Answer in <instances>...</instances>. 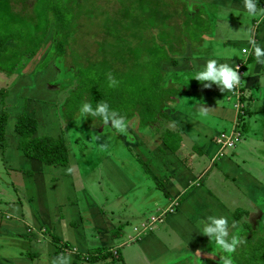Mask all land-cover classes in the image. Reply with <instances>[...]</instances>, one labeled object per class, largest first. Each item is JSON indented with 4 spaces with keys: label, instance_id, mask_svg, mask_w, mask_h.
<instances>
[{
    "label": "crops",
    "instance_id": "crops-1",
    "mask_svg": "<svg viewBox=\"0 0 264 264\" xmlns=\"http://www.w3.org/2000/svg\"><path fill=\"white\" fill-rule=\"evenodd\" d=\"M170 2L164 32L174 51L161 61L168 76L154 96L155 114L143 119L140 105L127 110L128 132L119 135L135 161L94 151L85 160L76 156L72 168L69 153L66 165L28 154L15 130L18 114L35 119L31 138H64L61 119L72 93L53 87L55 67L39 59L48 37L34 56L18 57L10 69L0 65V264H52L61 254L71 258L66 264H173L197 252L211 258L222 250L201 233V220L226 217L231 235L233 221L241 229L264 211V65L250 43L264 49V17L250 16L244 0ZM256 3L264 7V0ZM8 46L15 49L12 39ZM209 59L239 66L234 91L194 79ZM237 132L234 147L216 143L220 133ZM143 224L150 227L137 233Z\"/></svg>",
    "mask_w": 264,
    "mask_h": 264
},
{
    "label": "trees",
    "instance_id": "trees-1",
    "mask_svg": "<svg viewBox=\"0 0 264 264\" xmlns=\"http://www.w3.org/2000/svg\"><path fill=\"white\" fill-rule=\"evenodd\" d=\"M115 2L123 5L122 8L117 9L118 11L116 10L117 17H109L108 15L110 13L105 9L99 12L101 10L100 5L95 0H0V65L7 66L10 69L16 64L18 57L22 55L25 57L34 56L38 52V48L48 37L50 31L56 37L54 49L58 56H65L68 50L67 47L71 49L70 52L68 51L69 55L70 53H74L72 50L74 44L72 32L74 28H77L78 17L83 15L86 19L92 20L97 17V13L106 17V24H101V28L105 34L109 33L108 36L111 35V31H109L111 26L113 25L115 27V25H119L122 23L120 17L126 18L128 15L129 20L131 19L130 21H132L129 26L130 29H139L138 27L140 26L145 27V29L149 27L153 28L162 23L164 25L163 27H165L157 30L154 37L149 36L147 33L139 35V32L142 33L145 30L136 31V33L133 31L128 36L119 32L113 34L114 37L110 36V41L105 36L106 41L100 44L98 43L97 54L101 53L106 55V47L114 46V49L119 54L116 55V61L113 63L123 67L124 76L125 69L130 67L131 64L136 67L140 64L138 53L142 50L152 55L154 52H158L159 47L163 45L165 55H169V53L174 51V46L170 43V40L165 36L166 34L164 32L169 26L168 18L171 16L170 11L172 8L170 1L169 3L166 0H117ZM109 22H112V24H109ZM184 22L187 24L186 20ZM10 25L13 27H9ZM9 39H12L15 43V49L9 48ZM161 56L164 59H169L168 56L166 58L164 55ZM103 58V63L106 66L113 65L105 57ZM70 60L73 66L78 69L76 74H79L76 76L81 85L76 83L72 95L66 100V110H69V112L71 110V112H79V109L86 102L90 103L92 108L95 109L97 102L106 101L110 109L116 110L124 117L128 116L126 112L130 110L128 108H132L131 110L135 109L138 102H142L139 103L142 105L140 106L142 110H139L142 112L143 119H146L150 113L155 114L154 106L156 100L154 96H158L159 91H156L157 93L155 92V95L152 96H147V94L143 95L142 98L139 96L140 98L138 97V99H124L122 96L120 98L118 96L120 93L123 94V92L127 93V91L131 92L136 89L134 87L130 89V85L123 80L118 82L117 87H109V81L105 78L107 73L102 75L99 70V72H96L91 77L88 73H80L79 67H81V64L76 58L74 60L70 58ZM159 63H161V59ZM93 65L95 67V64ZM101 71L105 72L108 70L101 69ZM120 76L122 75L115 74L114 72V77L119 79ZM83 85L85 86L83 87ZM153 90L157 89L153 88ZM160 91L163 93L164 89ZM128 102L134 103L129 105ZM92 117L88 116V118ZM95 118H100L101 122H104L102 117ZM4 126L5 116L3 115L0 116V145H4L5 143ZM36 128L35 119L28 116L25 112L18 114L15 122V130L20 137V141L24 143L25 151H28V154L45 163L66 165L68 162V150L63 135L56 138L52 136L31 138L29 133L33 132ZM262 214L264 220V211H262ZM258 221L259 219L255 220V223H252L250 220L244 222L241 228V232L246 237L244 243L250 246L256 245L257 249H250L252 250L251 252H245L243 250L246 256L240 258L236 264H264V225L259 228ZM112 258L115 259L111 255ZM213 258L216 257L213 256Z\"/></svg>",
    "mask_w": 264,
    "mask_h": 264
},
{
    "label": "rangeland",
    "instance_id": "rangeland-1",
    "mask_svg": "<svg viewBox=\"0 0 264 264\" xmlns=\"http://www.w3.org/2000/svg\"><path fill=\"white\" fill-rule=\"evenodd\" d=\"M95 1H97V3H99L100 5L101 10H99V12L105 9L108 13H110L108 15L109 17H117L118 16L117 9L123 7L121 3L115 2L117 0H95ZM166 1L167 3H169V1L171 0H166ZM200 11H202V9H200ZM191 17L192 16L189 13L188 17L186 18V21L188 22V20H190ZM105 18L106 17H104L102 14L99 13H97V17L92 20L86 19L83 15L78 17L77 28L76 29L74 28L72 32V36L74 37V44L72 50L74 51V53H70V55L68 51L70 52L71 49H69L68 47H67L68 49L67 54H65V56L64 55L58 56L56 54L54 49L56 37L55 34L50 31L46 41L47 50L45 52H42V54L39 53L38 55H40L39 59L43 57V60L46 59L47 63L51 61L50 63L53 64L55 67L54 76L56 78L52 83V85H54L53 87L56 88V90L60 91L61 94H66L68 96L73 92L76 83H79L81 85L80 81L78 82L76 76L77 74H79V73L76 74V71L78 69L75 66H73V63L70 60V58H72V60L76 58V60H78V62L81 64V67H79L80 73H86V74L88 73L89 76L91 75L92 77L96 72H99L100 70L102 75L107 73L105 75V78L108 77V73H111L113 76H114V72L115 74L122 75L119 77V79L116 77L115 79L118 82H120L121 80L127 82L130 85L129 87L130 89L134 87L136 90H132L131 92L127 91V93L123 92V94L120 93L118 95L120 96V98L122 96V98L124 99H129V98L138 99L139 96L142 98L143 95L146 94L147 96L155 95V92L158 91V87H160L161 79L168 76L163 72L161 68L162 63H159L160 59L163 62L165 60L161 55H164L165 58L168 56L165 55L163 52L164 51L163 45L162 47H159L158 52L156 51L153 53L154 55L153 54L151 55L150 53H145L143 50L140 51V53H138L140 57L139 59L140 64L137 65V67L131 64L130 67L125 69V76L123 75V70H124L123 67H120L119 65H115L113 63L116 61V55L119 54L117 50L114 49V46L106 47L107 49L105 53L106 55H103L101 53L97 54L96 50L98 43L100 44L106 41V39L104 38L105 36L106 38H108V41H110L111 40L110 36L114 37L113 34L119 32H122V34H126L128 36L131 35V32L133 33V31L134 33H136V31L145 30L142 31V33L139 32V35L143 33H147L149 34V36L154 37L157 30H161L165 28L163 27L164 26L163 23L158 24V26L156 25L153 28L149 27L145 29V27L140 26L138 27L139 29L137 28L130 29L129 26L130 23H132V21H130L131 19L129 20V15H128L126 18L120 17L122 19V23H120L119 25H115V27L113 25L111 26L109 30L111 31V35L108 36L109 33L105 34L103 32V29L101 28V24L104 25L106 24ZM110 23L112 24V22H109V24ZM12 25H10L9 27H13ZM187 29L189 30V27L185 28L183 31ZM159 36L161 38L160 33ZM103 57H105L108 61L113 63V65L106 66L103 63V59H104ZM93 64H95V67ZM101 69L108 71L102 72ZM84 86L85 85H83V87ZM108 86H109V82H108ZM115 87H117V85ZM153 88H156L157 90H153ZM132 103L134 102H128L129 105H131ZM139 103L142 102H138L136 108L138 107V105H140ZM66 108L67 107L65 105L64 114L66 112L67 114H65L64 117L60 119L63 120V126L65 131L64 139L68 147L69 159L72 168H75V163H77L76 156L78 158L82 156V158L85 160L88 157H90L91 153L94 151L97 152L96 155L99 156V158H101L102 155H107L108 153H110V155L119 158L129 156V158L131 157V159H134L132 154L127 152L125 146L121 142V137L119 136L120 132L115 131L111 127H108L107 124L101 122L100 118H95V119L88 118V116H82L81 111L75 113L74 111L71 112L72 111L71 110L69 112V110H66ZM128 109H132V108L129 107ZM97 136L99 137V139L97 138ZM102 145L105 146L102 147ZM135 164L137 165V167H139L140 171L143 170L145 172L144 168L140 166V164H138L137 161L135 162ZM88 166L90 167V165ZM126 166L123 165L122 167L125 168ZM258 200L262 204L261 208H264V195L260 194ZM119 213H123V212L120 211ZM146 214H148V212ZM262 217L263 214H260L258 218L259 228H261L264 225V220ZM127 218L130 221L133 220L132 217H127ZM128 220L126 221V223H124V226L126 227L129 226L130 224L129 223L130 221ZM253 222L255 223V221H252V223ZM128 228H129L128 230H130V226ZM240 236L244 241L246 237L241 232V229H240ZM243 243L237 247L234 253L231 254L234 264L239 262L240 258L246 256V254L243 253V250H245V252H251L252 250L257 249L256 245L250 246V245H245V243L244 244ZM221 255H229V254L223 252H219V253L217 252L216 254L214 252V257L216 258H213V256L211 258L195 257L194 259H192L191 257H184L178 263L174 262L173 264H222V262L220 261Z\"/></svg>",
    "mask_w": 264,
    "mask_h": 264
},
{
    "label": "clouds",
    "instance_id": "clouds-1",
    "mask_svg": "<svg viewBox=\"0 0 264 264\" xmlns=\"http://www.w3.org/2000/svg\"><path fill=\"white\" fill-rule=\"evenodd\" d=\"M244 8L250 16L264 17V7H257L256 0H244ZM255 51V57L257 64L264 65V49H262L255 40L250 41ZM109 87H115L118 81L115 77L108 73ZM194 79L204 83L205 88H211L212 84H216L220 87L222 92L234 91V89L241 83V75L239 74V66L236 65L233 68L229 63H219L215 59H209L206 61L205 66L199 69L194 74ZM264 83V79L261 80ZM209 108L202 106L199 111L201 113H207ZM81 115H91L93 117H102L105 124L111 122V126L121 134L128 132L129 123L124 116H121L116 110L110 109L109 104L106 101L97 102L95 109L92 108L90 103H84L81 108ZM99 139V137L97 136ZM105 145H102L104 147ZM69 172L72 169H68ZM203 225L202 234L211 238L212 241L222 250L223 253L229 255H221L220 261L222 264H234L231 254L234 253L239 245L244 241L240 236V229L238 223L233 221L231 224L232 229H236L230 235L229 222L226 217L208 216L205 220H201ZM200 258V252L196 253ZM71 262L70 256L64 254L54 258L52 264H66Z\"/></svg>",
    "mask_w": 264,
    "mask_h": 264
},
{
    "label": "built area",
    "instance_id": "built-area-1",
    "mask_svg": "<svg viewBox=\"0 0 264 264\" xmlns=\"http://www.w3.org/2000/svg\"><path fill=\"white\" fill-rule=\"evenodd\" d=\"M239 136V133L237 132L236 133V136L235 137H230L229 135H226L224 133H220L217 137H216V143L221 146V147H234V145L236 144V142L238 141V137ZM167 211H173V205H170L169 207L166 208ZM165 212V211H164ZM164 212H162L161 214H163ZM160 214V215H161ZM160 215L159 216H156V217H153L152 218V222H156V221H160L161 218H160ZM150 227L149 224H143V228H134V230L139 233L140 230H146Z\"/></svg>",
    "mask_w": 264,
    "mask_h": 264
}]
</instances>
